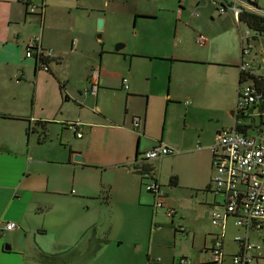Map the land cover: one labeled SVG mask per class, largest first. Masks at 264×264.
Masks as SVG:
<instances>
[{
  "label": "crops",
  "instance_id": "1",
  "mask_svg": "<svg viewBox=\"0 0 264 264\" xmlns=\"http://www.w3.org/2000/svg\"><path fill=\"white\" fill-rule=\"evenodd\" d=\"M222 5L0 0V220L17 225L0 236V264H209L212 147L235 124L241 61L240 25ZM34 40L47 69L26 57ZM263 107L240 126L260 125ZM76 121L81 138L66 127ZM160 143L173 153L145 159ZM151 181L171 216L154 208Z\"/></svg>",
  "mask_w": 264,
  "mask_h": 264
},
{
  "label": "built area",
  "instance_id": "2",
  "mask_svg": "<svg viewBox=\"0 0 264 264\" xmlns=\"http://www.w3.org/2000/svg\"><path fill=\"white\" fill-rule=\"evenodd\" d=\"M218 12H224L222 4H231L228 8L232 11L237 20L238 13L245 9L259 16H264V9L251 5L245 0H218ZM27 11L33 13L35 7L27 6ZM196 15V14H195ZM238 22V21H237ZM253 34L245 29L240 32L241 40V61L239 71L250 73L251 67L245 59L250 54L248 41ZM207 37L203 34L197 36L198 45L206 43ZM37 54L39 61L42 60V50L37 42L31 41L27 45L26 57L30 58L33 53ZM36 56V55H35ZM44 68L46 63L40 61ZM47 69V68H44ZM93 85L91 91L96 90V76L92 77ZM123 86L127 89V80L123 79ZM264 89L258 86L253 80H245L238 87V97L235 114L237 110L250 108L260 102L263 97ZM185 105L189 100L184 101ZM234 113V112H233ZM79 121L70 122L66 127L74 132L77 138L82 137L79 131ZM134 128H139V119H134L132 123ZM236 126H240L236 119L232 128L223 130L215 137V143L212 147L213 152V175L211 179V190L220 197L218 208L210 210L211 225L217 229L213 236L214 243L210 244L208 253L210 254L209 264H223L225 255L222 250V241L226 234L227 225L232 221L234 228L242 231V234L233 236V242L236 244V251L230 256L231 264H252L254 258L259 255L261 246L250 242V234L260 232L263 229L264 221V120L260 125H252L245 133L236 131ZM173 152L164 144H157L153 149L144 153V158L148 160L161 159ZM145 190L153 195L154 208L164 210L167 216H171L173 211L165 209L163 201V191L160 186L154 182L145 184ZM17 225L11 221L0 220V236L6 232L13 231ZM181 231L184 229L181 228ZM260 238V236H259ZM182 263V261H181ZM148 264H160L159 260L149 261Z\"/></svg>",
  "mask_w": 264,
  "mask_h": 264
},
{
  "label": "trees",
  "instance_id": "3",
  "mask_svg": "<svg viewBox=\"0 0 264 264\" xmlns=\"http://www.w3.org/2000/svg\"><path fill=\"white\" fill-rule=\"evenodd\" d=\"M245 1L257 7L255 2H252V3L250 2L253 0H245ZM237 21L239 25H243L245 29L249 30L253 34V36L251 37L252 41H257L258 39L264 40V16H259L255 14L254 12L241 9L240 12L238 13ZM245 80H253L254 83H256L258 86H261L264 89V77L263 76L254 75L252 72L250 73L240 72L239 85L242 84ZM261 101H264V92H263V97L260 99V102ZM248 110L249 108L237 110L236 119L237 120L243 119L246 116ZM37 127H39L41 130L42 141H45L46 140V125L44 123H37ZM250 128L251 126L243 125V126H236L235 129L239 133H245V131ZM145 173H148V171L146 170ZM144 178L145 176H143V179ZM206 251H208V249H206ZM256 259L257 258H254V260Z\"/></svg>",
  "mask_w": 264,
  "mask_h": 264
},
{
  "label": "rangeland",
  "instance_id": "4",
  "mask_svg": "<svg viewBox=\"0 0 264 264\" xmlns=\"http://www.w3.org/2000/svg\"><path fill=\"white\" fill-rule=\"evenodd\" d=\"M256 3L260 8H264V0H258ZM240 28L241 31L245 30V27L243 25H240ZM259 41L260 43L255 46L257 57L248 56L246 60L249 62L250 67L254 72L264 75V41H262L261 39ZM242 233H243L242 231L238 232L232 226V221L229 222L228 227L226 229L224 245H223V251L225 253V256H227V258H229V256L236 251V244L233 242V236ZM250 242L254 244H259L261 246L259 250V255L257 259L253 261L252 264H264V221H263V229L260 232L250 234Z\"/></svg>",
  "mask_w": 264,
  "mask_h": 264
},
{
  "label": "water",
  "instance_id": "5",
  "mask_svg": "<svg viewBox=\"0 0 264 264\" xmlns=\"http://www.w3.org/2000/svg\"><path fill=\"white\" fill-rule=\"evenodd\" d=\"M103 28V19L100 18L97 20V31H101ZM100 37V35H98V38ZM123 47L122 44L118 43L115 45L114 47V51L115 52H118L121 48ZM44 68H47V65L44 66ZM234 110L231 111V113L233 114ZM73 161H76V162H82L83 161V158L81 156L78 155V153L74 154L73 156ZM214 243V240L211 241V244Z\"/></svg>",
  "mask_w": 264,
  "mask_h": 264
}]
</instances>
